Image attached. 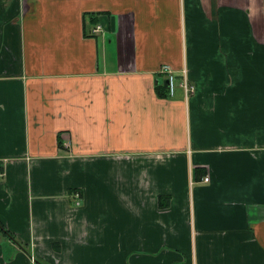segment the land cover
Wrapping results in <instances>:
<instances>
[{
  "label": "crops",
  "instance_id": "1",
  "mask_svg": "<svg viewBox=\"0 0 264 264\" xmlns=\"http://www.w3.org/2000/svg\"><path fill=\"white\" fill-rule=\"evenodd\" d=\"M0 220V264H264V0H0Z\"/></svg>",
  "mask_w": 264,
  "mask_h": 264
},
{
  "label": "built area",
  "instance_id": "2",
  "mask_svg": "<svg viewBox=\"0 0 264 264\" xmlns=\"http://www.w3.org/2000/svg\"><path fill=\"white\" fill-rule=\"evenodd\" d=\"M101 25H97L96 27H94L93 31L97 32L99 31L101 28ZM162 72H165L167 74L168 77V90H169V95L173 96L175 94V91L177 88V86L182 87V89L185 92V95L188 97L190 94H193L195 92V86L193 84L189 83L188 77L187 75V70L183 69L182 71V80L180 81V83H177V79L175 77V72L173 71V69L171 68V66L169 64H165L162 66L161 68ZM69 143H67L66 145L68 146ZM210 176H205L203 177L205 181H209ZM80 194L77 193L76 196H79ZM80 197V196H79Z\"/></svg>",
  "mask_w": 264,
  "mask_h": 264
},
{
  "label": "trees",
  "instance_id": "3",
  "mask_svg": "<svg viewBox=\"0 0 264 264\" xmlns=\"http://www.w3.org/2000/svg\"><path fill=\"white\" fill-rule=\"evenodd\" d=\"M165 93L167 94V92L163 90L164 95H165ZM161 94H162V92H161ZM0 231L2 233L6 234L7 236H9L10 238L14 239L13 233L3 225L1 220H0Z\"/></svg>",
  "mask_w": 264,
  "mask_h": 264
},
{
  "label": "rangeland",
  "instance_id": "4",
  "mask_svg": "<svg viewBox=\"0 0 264 264\" xmlns=\"http://www.w3.org/2000/svg\"><path fill=\"white\" fill-rule=\"evenodd\" d=\"M165 65V64H164ZM187 70V69H186ZM183 71V70H182ZM187 75H188V73H187ZM188 77V76H187ZM171 97V96H170Z\"/></svg>",
  "mask_w": 264,
  "mask_h": 264
}]
</instances>
